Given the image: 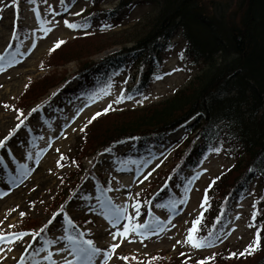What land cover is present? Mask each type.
Returning a JSON list of instances; mask_svg holds the SVG:
<instances>
[{"label":"rangeland","instance_id":"obj_1","mask_svg":"<svg viewBox=\"0 0 264 264\" xmlns=\"http://www.w3.org/2000/svg\"><path fill=\"white\" fill-rule=\"evenodd\" d=\"M241 1L201 0L196 6L206 17L223 15L232 18L230 14L233 15L238 10ZM131 2L118 9L121 0H105L101 8L117 9L114 16L109 20L95 18L89 24H82L79 21L87 15L91 0H0V56L5 57L0 65L6 69L0 71V141L6 138L9 131L25 115L22 113L18 117L19 112L13 109V104L20 99L30 82H35L53 71L60 74L75 71V62H66L53 68L45 66L50 63L49 49L57 41L67 42L77 36L96 32H112L106 37L133 35L130 39H135L143 32L138 26L139 22L154 18L163 6L154 0ZM17 7L21 8L22 24L28 29L24 39L16 47L12 32L18 22ZM65 21L75 27L67 26ZM170 34V39L166 41H170L171 47L163 53L164 70L167 74L153 79L141 94L125 99L121 97L128 85V74L120 71L108 89L93 96L76 95L74 99L66 96L59 102L63 107L59 111L46 108V119L49 118L47 121L43 119V114L32 116L30 119L35 124L33 128L37 137L36 143L24 129H20L17 136L0 149V234L8 237L0 240V264H20L36 259H41L39 264H49L47 251L40 249L39 254H36L33 250L36 239L32 242L31 233L23 234L18 228L25 224L26 217L43 225L52 220L55 214L59 215L52 223H48L51 229L50 252H54V264H68V261L72 264H83L72 251L74 245L63 232V227L66 226L65 217L76 220L83 217L82 215L93 217V223L82 229V238L85 241L92 240L94 246L101 249V253L93 257L90 264H161V261L174 257L195 262L215 254L245 253L253 245L257 230L250 221L253 201L261 189L255 182L250 188L251 191L233 205L225 228L215 240H207L209 246L193 247L192 242L187 239L193 223L202 216V209L208 205L204 203L205 196L220 174L231 165L230 158L223 152L209 154L197 173H186L189 177L184 185L181 204L175 207H152V211L165 222L153 220L145 223L149 203H155L167 193L166 188H161L164 179L160 178V174L173 164L172 152L180 143L174 142L181 138L182 129L167 136L160 144L151 146L146 156L138 162H117L118 155L126 151L131 142L117 147L113 152L99 153L96 169L110 178L107 195L103 198L94 197V184L87 180L84 186L88 195L74 202L68 213L55 212V206L50 207L60 188L70 183L67 180L64 184V178L75 172L71 164L61 163L60 159L71 150L87 121L103 112L109 105L112 109L108 112H116L163 101L175 91L185 88L204 71L205 67L201 63L194 65L180 61L179 56L185 45L180 26L176 25ZM119 37L114 36L110 40H118ZM117 49L118 47H113L100 55H107ZM100 55L96 57L100 58ZM9 60H14L12 66L7 64ZM92 81L93 78L90 79ZM72 83L67 84L71 89L80 82ZM117 99L121 102L115 103ZM102 128L100 126L97 129ZM7 152L13 155L11 160ZM88 159L90 158L82 159V163L85 164ZM10 161L14 164L11 165ZM1 162L7 165L8 171L2 167ZM146 175L147 180L144 179ZM140 197L143 198L139 199ZM110 200L114 209L108 207ZM134 205L138 206V212ZM21 213L24 215L21 216ZM113 221H116L115 225ZM138 225L145 227L138 228L137 231L130 230L127 239L120 235L113 238V233H123L125 226L131 229ZM198 228L197 225V230ZM18 234L23 238L17 239ZM193 235L194 240L199 242L195 238L196 232ZM114 245L119 247L111 254V258L106 259L103 253L108 252ZM76 246H79L78 242Z\"/></svg>","mask_w":264,"mask_h":264},{"label":"trees","instance_id":"obj_2","mask_svg":"<svg viewBox=\"0 0 264 264\" xmlns=\"http://www.w3.org/2000/svg\"><path fill=\"white\" fill-rule=\"evenodd\" d=\"M104 1L91 0L87 15L79 22L89 24L95 18H112L117 9H102ZM154 1L160 2L162 9L154 18L139 22L138 26L143 29L141 35L135 39H130L133 35H114L121 36V40H110L114 36H106L112 32H96L65 42L48 55L50 63L45 66L53 68L75 62V71L70 74L53 71L30 82L13 104L14 110L27 112L24 117L30 119L36 112L33 109L53 110L60 107L59 102L66 96L72 99L76 95L93 96L108 89L120 71L129 76V84L121 97L139 95L153 79L165 74L163 53L171 47L166 40L176 25L182 29L185 39L180 61L201 63L205 67L185 88L163 101L107 112L91 119V123L87 121L71 150L60 159L61 163L71 164L75 172L64 178V184L67 180L70 183L60 188L50 207L55 206V212L70 211L74 202L86 197L87 180H92L100 189L109 187L110 179L96 169L99 153L131 142L118 159L138 160L151 146L160 144L182 127L184 136L171 156L173 164L160 174L168 189L167 200L171 204L181 203L183 186L188 179L186 173L196 172L210 153L223 152L231 165L205 196L208 205L202 209L195 238L199 235L202 241L214 240L227 225L233 205L255 182L261 189L253 201L250 223L256 227L260 242L250 255L215 254L195 262L174 257L161 264H264V0H242L238 10L230 14L232 18L206 17L196 6L201 0ZM130 3L131 0H121L118 9ZM20 9L17 8L18 22L13 31L18 45L28 29L22 24ZM113 47L118 49L100 55ZM73 81L80 83L71 89L67 84L72 85ZM100 126L103 128L97 129ZM87 158L90 159L83 164L82 159ZM82 216L68 228L77 239L81 238V229L92 222V217ZM25 220L19 232L45 236L50 232L48 222L41 225L29 217ZM45 225L47 228L41 232Z\"/></svg>","mask_w":264,"mask_h":264},{"label":"snow or ice","instance_id":"obj_3","mask_svg":"<svg viewBox=\"0 0 264 264\" xmlns=\"http://www.w3.org/2000/svg\"><path fill=\"white\" fill-rule=\"evenodd\" d=\"M61 2H63V0H61ZM65 24L69 27H75L73 25H68L67 21H65ZM48 31H50V29H48ZM65 43V41L63 40H59L57 41L52 48L49 49L50 53L56 51L57 49H59L63 44ZM5 61V57L4 56H0V62ZM14 63V60H9L7 62L8 66H12V64ZM5 67L0 65V71H5ZM27 87V86H26ZM121 101L119 99H117L115 101V103H120ZM4 107H8V105H4ZM112 109V106L109 105V107L107 109H105L103 112H99L97 113L95 116H93L92 120H95L96 118H98L101 115H105L107 114L108 111H110ZM33 111H37V109H33ZM19 115H22V113H18V117ZM92 120L89 121V123L92 122ZM23 124V120L20 121L19 124H17V129L20 127V125ZM14 131V130H13ZM13 133H9V135L11 136ZM3 141H0V147H3ZM61 159H63V157H61ZM59 166V164H58ZM150 175V173H149ZM145 180L148 179V176L146 175L144 177ZM204 203H207V199L205 198ZM203 206V205H202ZM137 212L139 211L138 206H135ZM24 214L21 213V216H23ZM59 214H55L52 218V220L56 219V216ZM65 219H67L65 217ZM52 220H50L48 223H52ZM69 225H71V221H68ZM116 221H113V225H115ZM200 224V218H197V220L193 223V227L189 232V235L187 237L189 242H192V246L193 247H202V246H209V242L208 241H199L196 242L194 240V233L197 231V225ZM145 227V225H138V226H133L131 229H129V227L125 226L124 228V232L123 233H113V238L115 239V237L117 235H120L122 238L127 239V233L131 230V231H137L138 228H142ZM47 228V225H45L44 228L40 229L41 232H43L45 229ZM160 231H163V229H160ZM23 237L20 236L19 234L17 235V239H22ZM8 239L7 236L0 234V240H5ZM69 242L72 243L74 245V247L72 248V251L76 253L77 258L80 259L83 264H90V262L93 260V257L99 255L101 253V249L97 248L94 246L93 241L92 240H86V241H81L80 244H82L83 246H76L77 245V241H75L71 236L68 237ZM259 234L257 235L256 240L254 241V245L252 247H250L249 249H246L245 253H241L240 255H245V254H251L252 252L256 251L257 248L259 247ZM119 247V245H114L112 246V248L108 251V252H104L103 255L106 259L111 258V254L115 252L116 248ZM46 258H50V257H46ZM68 264H72L71 261H68Z\"/></svg>","mask_w":264,"mask_h":264}]
</instances>
